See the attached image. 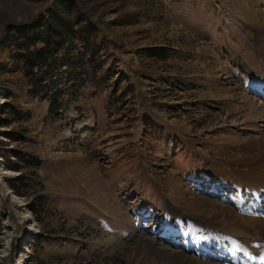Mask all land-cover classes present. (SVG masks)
<instances>
[{
	"label": "rangeland",
	"instance_id": "374dc122",
	"mask_svg": "<svg viewBox=\"0 0 264 264\" xmlns=\"http://www.w3.org/2000/svg\"><path fill=\"white\" fill-rule=\"evenodd\" d=\"M72 1L100 68L54 115L2 43L53 0H0V264H162L142 239L207 261L191 195L223 203L210 165L264 135V0Z\"/></svg>",
	"mask_w": 264,
	"mask_h": 264
},
{
	"label": "bare ground",
	"instance_id": "6f19581e",
	"mask_svg": "<svg viewBox=\"0 0 264 264\" xmlns=\"http://www.w3.org/2000/svg\"><path fill=\"white\" fill-rule=\"evenodd\" d=\"M259 19L263 21L257 27V35L264 41V29L260 27L261 24L264 26V17ZM247 109L252 117H264L262 104L257 105L253 101ZM249 140L255 141L252 150L248 152L247 146L250 145L247 144L244 155L228 162L225 169L218 171L214 163L210 165L208 172L214 175L215 180L223 179L219 189L227 197L223 203L208 201L198 193L191 195L192 209L209 216L206 223L193 217L199 231V251L207 261L200 259L201 262H197L199 257L194 254L186 257L185 251L166 249L161 244L142 239L139 249L145 256H151L153 261L162 264H264V215L256 204L264 201V135ZM230 189L236 190L240 196L231 197ZM250 235L261 236L262 253L257 257L244 247V237Z\"/></svg>",
	"mask_w": 264,
	"mask_h": 264
},
{
	"label": "trees",
	"instance_id": "16d2710c",
	"mask_svg": "<svg viewBox=\"0 0 264 264\" xmlns=\"http://www.w3.org/2000/svg\"><path fill=\"white\" fill-rule=\"evenodd\" d=\"M74 8L72 0H53L31 21L7 25L2 35V43L12 48L10 60L22 70L28 94L48 101L54 115L75 102L88 69L100 68L99 63L93 65L97 28L90 20L79 23Z\"/></svg>",
	"mask_w": 264,
	"mask_h": 264
},
{
	"label": "crops",
	"instance_id": "0c3cea01",
	"mask_svg": "<svg viewBox=\"0 0 264 264\" xmlns=\"http://www.w3.org/2000/svg\"><path fill=\"white\" fill-rule=\"evenodd\" d=\"M115 230V229H114Z\"/></svg>",
	"mask_w": 264,
	"mask_h": 264
}]
</instances>
